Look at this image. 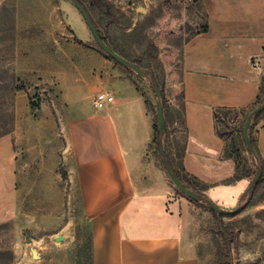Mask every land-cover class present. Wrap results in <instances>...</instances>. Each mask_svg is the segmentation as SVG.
Wrapping results in <instances>:
<instances>
[{
  "label": "rangeland",
  "instance_id": "obj_1",
  "mask_svg": "<svg viewBox=\"0 0 264 264\" xmlns=\"http://www.w3.org/2000/svg\"><path fill=\"white\" fill-rule=\"evenodd\" d=\"M107 1L116 21L103 34L143 65L144 75L110 58L97 45L72 0H0V103L13 113L12 122L0 126V131L9 129L0 137V264H82L78 257L82 238L77 234L86 231L87 222L63 130L67 118L78 111L77 104L67 100L73 90L78 88L81 96L86 84L106 80L120 85L126 80L149 102L145 108L153 121L159 100L150 77L154 73L169 115L181 119L180 50L206 23L201 1ZM262 67L264 93V59ZM260 122L253 123L252 135ZM164 133L161 143L168 149L170 134ZM145 149L133 167L136 188L166 191L183 201L184 245L200 264H219L226 258L217 253L213 241L219 221L204 190L206 198L188 197L167 175L159 148L148 143ZM168 155L177 169L176 153ZM254 176L246 178L248 184ZM254 184L234 205L213 201L233 210L227 213L232 216L220 219L231 237L226 258L230 264H264V176Z\"/></svg>",
  "mask_w": 264,
  "mask_h": 264
},
{
  "label": "crops",
  "instance_id": "obj_2",
  "mask_svg": "<svg viewBox=\"0 0 264 264\" xmlns=\"http://www.w3.org/2000/svg\"><path fill=\"white\" fill-rule=\"evenodd\" d=\"M200 1L208 28L181 46L178 85L183 126L168 116L167 152L179 150L184 172L210 185L205 195L231 206L249 184L245 178L224 182L235 166L222 156L224 141L215 132L212 111L247 107L260 90L264 0ZM119 83L92 82L85 85L83 95L77 88L67 99L78 110L67 118L63 130L70 172L91 235L92 262L200 264L183 243V201L166 191L136 188L133 167L151 140L152 120L140 91L126 80ZM95 91L112 94L113 100L95 108ZM255 142L264 162V119Z\"/></svg>",
  "mask_w": 264,
  "mask_h": 264
},
{
  "label": "trees",
  "instance_id": "obj_3",
  "mask_svg": "<svg viewBox=\"0 0 264 264\" xmlns=\"http://www.w3.org/2000/svg\"><path fill=\"white\" fill-rule=\"evenodd\" d=\"M77 1L87 11L91 21L94 23L95 27L97 28L98 33L100 37L102 38V40L116 53L126 58L130 62L134 63L136 66H138L144 71L145 67L143 65L139 64L135 59H132L126 54H123L122 52H120L117 48V45H114L103 34V29H106L110 22L116 21L113 15L114 13L112 10L111 3H109L107 0H77ZM94 15L96 17H94ZM207 28H208L207 23H205L202 29L200 31H197L196 33L206 31ZM152 75L161 91V104H162L163 116H164V121H165V131H164L165 133L164 134L168 135L170 133V130L167 124L168 116H169L168 107L164 101L163 89L157 78V75L154 73H152ZM2 87L3 85L0 84V90L2 89ZM261 92L262 90H261V85H260V90L258 94L256 95V98L247 107H241V108L215 107L212 111L215 132L224 141V149H223L222 156L225 158L232 159L234 161V166H235L234 173L232 174V176L224 181L226 183L233 182L235 180L242 179V178H245V179L252 178L256 174L258 167L261 168V175L258 181L254 185L258 184L264 176L263 160L258 156L257 149H256V142H255L256 136L252 135V132H251L253 123L257 121L258 119H261V121L264 119V109L256 113L252 117V120L248 127V135L254 147V151H255V155L257 156V159H255V155H253L249 151V149L246 147L244 140H243V136H242V126H243V122L245 120L246 115L255 106H257L264 100V93H261ZM0 99H1V96H0ZM144 104L146 107L149 104L146 98H144ZM12 120H13V113H7L3 109L2 104L0 103V126L4 127L5 124L12 122ZM233 120H236L235 125H233V127H228L229 122ZM180 122L183 126L182 118L180 119ZM219 123H222L224 127H220ZM7 132H9L8 128L7 129L5 128L4 130L0 131V137L6 134ZM234 133H236V135H234ZM161 136L162 134L159 132L158 125H157V117L155 115L153 116L152 137H151L149 144H155L156 148L158 149L159 143L161 142ZM163 148L165 151V157H166L167 163L169 164L174 175L182 182V184L185 187L194 191L200 198H203V197L206 198L202 191L205 190L210 185L207 183H202L199 180H197L196 177L184 172V168L181 165V152L179 150L176 151L177 158H178V165H179V167L176 169L171 164L166 145H164ZM183 149H184V145H182L181 150ZM244 152L247 153L246 156L244 155ZM211 211L213 212L215 219L219 221L214 226V230H213L214 246L219 255L222 254L224 257L227 258V256L229 255V251H230L231 237H230V233L227 232V227H225V225L223 226L220 219L221 217L225 215L232 216V214H223V213L218 214L213 209H211ZM86 228H87L86 231H83V232L78 231V234H77L78 239L82 238V240L79 241L80 243L78 245V257H80V259L82 260L81 261L82 264H93L91 235L89 232L88 225H86ZM226 258H223L222 262L219 261V264H230Z\"/></svg>",
  "mask_w": 264,
  "mask_h": 264
},
{
  "label": "water",
  "instance_id": "obj_4",
  "mask_svg": "<svg viewBox=\"0 0 264 264\" xmlns=\"http://www.w3.org/2000/svg\"><path fill=\"white\" fill-rule=\"evenodd\" d=\"M73 5L75 6V8L80 12V14L82 15L87 27L89 28L93 39L95 40V42L98 44V46L107 54L109 55L112 59H114L115 61H117L118 63H120L123 66L129 67L132 70H134L137 74L140 75H144V71L139 68L138 66H136L134 63L130 62L129 60H127L126 58L122 57L121 55H119L118 53H116L114 50H112L100 37L97 28L95 27L94 23L91 21L87 11L84 9V7L77 1V0H72ZM151 80H152V85L154 87L156 96L159 98V100L156 103V117H157V125H158V129L159 132L162 134L165 131V121H164V116H163V109H162V104L160 101L161 98V91L160 88L158 87L157 83L153 80L152 76ZM35 101L33 100V103ZM264 109V100L258 104L257 106H255L245 117V120L243 122V126H242V136H243V140L244 143L246 145V147L249 149V151L255 155V151H254V147L250 141L249 135H248V127L249 124L252 120V117L262 111ZM159 152H160V156H161V161L164 164V168L165 171L167 173V175L169 176V178L172 180V182L176 185V187L183 192L184 194H186L188 197H190L191 199L194 200H199L200 197L191 189L185 187L182 182L174 175V173L172 172L169 164L167 163L166 157H165V151L163 148L162 143H159ZM255 159H257V156L255 155ZM261 175V168L258 167L256 174L253 178V180L249 183V187H251L254 183H256L259 179ZM206 203L209 205V207L211 209H213L215 212L217 213H223V214H227V213H231L233 210H227V209H223L221 207H219L218 205H216L213 201H211L210 199H206ZM56 240H62V236H57L55 237ZM32 255L34 258L37 257L35 250H32Z\"/></svg>",
  "mask_w": 264,
  "mask_h": 264
},
{
  "label": "built area",
  "instance_id": "obj_5",
  "mask_svg": "<svg viewBox=\"0 0 264 264\" xmlns=\"http://www.w3.org/2000/svg\"><path fill=\"white\" fill-rule=\"evenodd\" d=\"M112 100H113L112 94H109L106 92H100L95 95L93 99V106L95 108H102V107H105Z\"/></svg>",
  "mask_w": 264,
  "mask_h": 264
}]
</instances>
